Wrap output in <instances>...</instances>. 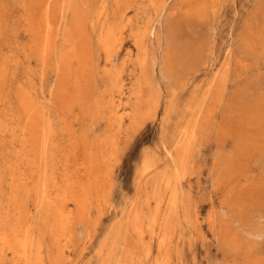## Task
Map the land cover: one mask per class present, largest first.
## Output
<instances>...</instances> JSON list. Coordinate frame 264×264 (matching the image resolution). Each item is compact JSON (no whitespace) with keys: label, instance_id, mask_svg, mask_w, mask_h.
<instances>
[{"label":"rangeland","instance_id":"374dc122","mask_svg":"<svg viewBox=\"0 0 264 264\" xmlns=\"http://www.w3.org/2000/svg\"><path fill=\"white\" fill-rule=\"evenodd\" d=\"M151 1L0 0V9L4 12L0 11V17L3 16L0 18V69L2 67L0 90L4 88L0 91L2 95H0L2 98L0 99V139L3 138L2 141L0 140V211L4 215L5 221H3L0 212V219H2L0 224L3 222V225L11 227L14 222L15 210L10 200L13 193V179L10 177V171L17 170L14 164H16L15 159L20 155L23 157L20 165L22 173L26 179L30 178L23 183L19 190L21 213L33 225L35 244L41 246L43 244L41 257L33 255L26 264H116V262L117 264L125 262L127 264H154L158 259L163 260L165 251L159 249L156 236L152 241V232L149 230L144 235L145 242L143 241V245L141 242L140 244L135 240L134 234L127 231L126 215L130 203L144 201V203L146 202L144 205L146 219L148 220L156 214L158 219L156 220L159 223L163 221V218L168 214L166 206L168 192L162 184L158 185L155 177L156 173L163 171L168 166L172 170H176L180 182L179 190H181L179 191L181 206L177 215L169 218L168 224L165 228L163 227L172 240L171 245L169 244V264H264V0H189V2L188 0H157L165 1L167 5L160 14V18L158 17L159 24L154 26L152 40L148 43L146 36L142 39V44L149 50H146L149 54L147 66L141 70L135 57L138 50L135 35L145 32L157 16V11L152 10L154 6ZM29 2H32L33 6H30ZM47 2L49 3L48 10H46ZM30 7H34L33 10L36 9V11ZM139 7L142 9L140 10ZM143 8H146V11ZM81 11H83L82 14ZM147 11L148 13H146ZM45 12H48L47 18L51 23H55L49 29ZM34 13H36L35 16H33ZM137 15L139 16L137 17ZM31 17L34 18L30 19ZM43 17L45 21L42 20ZM167 18L169 22L166 20ZM5 20L6 22H4ZM124 22L129 25H124ZM136 24H139L138 27ZM112 25L115 27L113 28ZM116 27L124 29L117 30ZM43 28L48 30L45 29V31ZM109 29L113 31V40L111 39L107 45H102L101 35ZM47 32H50L53 39L49 44L51 49L49 48L47 55L42 57L40 52L44 33ZM111 41L115 43H111ZM73 45L77 48L76 52H70ZM160 54L162 55L160 56ZM192 55L194 56L192 57ZM153 57H158L163 62L166 61L164 62L165 73H161L162 71L153 73L150 69ZM191 57L192 59H190ZM182 60L186 63H183ZM27 63L29 64L27 65ZM170 69L173 71L171 72ZM1 72L4 75L6 72V75L4 76ZM58 72L59 74H57ZM115 74L122 84L120 90L116 89L112 83L113 79L111 78ZM140 79H144L146 89L159 99V104L155 111L156 115L146 119L147 121L145 120L141 129L128 140L127 134L129 133L126 131L129 130V121L126 118L128 110H130L129 100L132 97L131 91L138 86L137 83L138 80L140 82ZM155 83L157 84L156 88H154ZM182 84L184 85L182 86ZM172 87L174 88L171 89ZM167 90L168 93H166ZM196 90L197 92H194ZM201 92L202 94H200ZM7 98H10L9 101ZM173 99L174 102H172ZM164 101L165 103H163ZM104 103H106L105 106H103ZM199 104H201L200 107ZM27 105L31 106L34 114L42 121L40 128L44 133L46 132L49 141L46 153L39 159L37 176L35 175L36 171L34 169L31 171L28 165V159L32 157L29 152L30 142L24 138L26 133V136L29 135L27 124L30 116L24 109V106ZM96 105L101 107H96ZM113 106H116L114 113ZM188 107L192 108L188 109ZM116 112L117 115H121L123 121L120 130L117 129L115 122L113 123ZM197 112H200V116ZM117 115L116 119L120 117ZM188 117L190 118L188 119ZM22 124L23 126H21ZM166 131L167 133H164ZM16 134L19 135L16 136ZM18 139L20 142L17 143ZM162 140L167 144L165 145ZM159 142L160 145H158ZM3 147L5 148L3 149ZM7 148L10 150L6 151ZM122 152L123 154H121ZM55 154L59 157L57 158ZM145 154L153 158L155 165L148 176L143 175L139 179L137 170ZM2 159L6 162L5 164ZM54 159L56 160L54 161ZM92 160L95 162L92 163ZM102 162L107 163L103 164ZM6 164L7 167H5ZM69 166L72 173L69 171ZM105 166L111 170L113 168V170L111 171L109 168L108 170ZM64 167L67 170L64 171ZM59 171H62L63 175H60ZM109 171L111 172L109 173ZM32 173L34 175H31ZM50 174L53 185L50 186L48 192L47 200L49 202L54 201L60 192L71 191L72 187L67 184L66 180L69 176L70 180L76 181L78 186L75 193L86 199L88 205L86 210L80 212L70 201L66 202V210L71 211L74 218L68 222L66 236L61 239H55L58 234L55 229V217H51V213H49L51 211L42 208L45 206L35 193L36 190L42 192V183ZM31 180H34V183L32 181L31 184H28ZM63 181L65 182L63 183ZM33 186L34 188H32ZM182 189H186V191ZM155 190L156 195H153ZM157 194L162 197L155 213ZM6 195L8 196L6 197ZM153 196L155 197L153 198ZM105 199L108 200L105 201ZM47 213H49L48 216ZM182 213L183 215H181ZM70 222L73 225H70ZM185 230H189V232ZM154 233H158V230L156 229ZM39 236L40 238H38ZM122 236L125 238L122 239ZM113 239H115V243L112 242ZM124 243L127 246H122L125 245ZM128 248H132L133 259H129L125 253ZM117 251L120 252L117 253ZM109 252L112 256H108ZM11 255L12 253L10 254L8 251L4 252L5 258L1 255L0 263L25 264L21 263L15 255ZM116 255L118 259L115 257ZM112 259H115L114 263ZM134 259L137 260L134 261ZM8 261L9 263H7Z\"/></svg>","mask_w":264,"mask_h":264},{"label":"bare ground","instance_id":"6f19581e","mask_svg":"<svg viewBox=\"0 0 264 264\" xmlns=\"http://www.w3.org/2000/svg\"><path fill=\"white\" fill-rule=\"evenodd\" d=\"M20 1V0H19ZM50 1V0H49ZM184 1V0H183ZM186 1V0H185ZM191 1V0H190ZM207 1V0H206ZM222 1V0H221ZM229 1V0H228ZM33 2V1H32ZM32 2H29V5L30 6H33V5H31L32 4ZM43 2V1H42ZM80 2V1H79ZM133 2H134V0H133ZM152 2V4H153V6H154V9H152L151 7V9L152 10H155V11H157V16H156V18L151 22V24L149 25V27L147 28V30H145V32H141V33H138V34H136L135 35V42L138 44V50H137V54L135 55V57H136V61H137V64H138V66L140 67V69L141 70H143L146 66H147V63H148V54H147V51H149L148 49H146L145 48V46L142 44V42H143V38L146 36V38H147V40H148V43L152 40V35H153V29H154V26H155V24H159V18H160V14L162 13V11L165 9V7H166V2L165 1H157V0H152L151 1ZM188 2H189V0H188ZM203 2H205V1H203ZM217 2V1H216ZM44 3V2H43ZM89 3V2H88ZM87 3V4H88ZM107 3V2H106ZM105 3V4H106ZM113 3H115V2H113ZM127 3V2H126ZM125 3V5H127ZM141 3V2H140ZM145 3H148V2H145ZM187 3V2H186ZM218 3V2H217ZM226 3H227V1H226ZM36 4H37V1H36ZM47 4V6H46V10H48L47 8H48V6H49V3L47 2L46 3ZM51 4V3H50ZM62 4V3H61ZM116 4V3H115ZM134 4V3H133ZM138 4V3H137ZM136 4V5H137ZM144 4V3H143ZM188 4V3H187ZM224 4V3H223ZM222 4V5H223ZM102 5H103V3H102ZM145 5V4H144ZM204 5H205V3H204ZM209 5V4H208ZM219 5V4H218ZM217 5V6H218ZM20 6V5H19ZM23 6V5H22ZM37 6V5H36ZM117 6V5H116ZM135 6V5H134ZM139 6H141V5H139ZM212 6V5H211ZM21 7V6H20ZM24 7V6H23ZM55 7H56V5H55ZM54 7V8H55ZM91 7V6H90ZM210 7V6H209ZM213 7V6H212ZM215 7V6H214ZM223 7V6H222ZM1 8V7H0ZM31 8V7H30ZM36 8V7H35ZM51 8V7H50ZM49 8V9H50ZM53 8V9H54ZM83 8V7H82ZM81 8V9H82ZM103 8H104V6H103ZM107 8V7H106ZM140 8V7H139ZM168 8V7H167ZM23 9V8H22ZM32 10L34 9V7H32L31 8ZM31 9H28V10H31ZM43 9V8H42ZM80 9V10H81ZM132 9H133V7H132ZM134 9H136V7H134ZM142 9V7L140 8V10ZM144 9V8H143ZM146 9V8H145ZM144 9V10H145ZM147 9H149V8H147ZM150 9V10H151ZM209 9V8H208ZM207 9V10H208ZM218 9H219V6H218ZM221 9V8H220ZM52 10V9H51ZM55 10V9H54ZM84 10V9H83ZM137 10V9H136ZM143 10V11H144ZM188 10H190V9H188ZM188 10H186V11H188ZM207 10H206V12H207ZM217 10V9H216ZM0 11H1V9H0ZM33 11H36V9L35 10H33ZM33 11H30V12H33ZM53 11V10H52ZM60 11V13H61V10H59ZM146 11V10H145ZM149 11V10H148ZM148 11L146 12V13H148ZM212 11V10H211ZM214 11H215V9H214ZM2 12V11H1ZM82 12L83 11H81V14H82ZM107 12V11H106ZM149 12H151V11H149ZM213 12V11H212ZM2 13H4V12H2ZM1 13V14H2ZM47 13L48 12H45V15H46V18H47ZM50 13V12H49ZM52 13V12H51ZM54 13V12H53ZM86 13V12H85ZM84 13V14H85ZM184 13V12H183ZM210 13V12H209ZM24 14V13H23ZM35 14L36 13H34V15L33 16H35ZM41 14V13H40ZM44 14V13H43ZM156 14V13H155ZM185 14V13H184ZM183 14V15H184ZM214 14V13H213ZM215 14H216V12H215ZM13 15V14H12ZM26 15V14H25ZM65 15V14H64ZM94 15V14H93ZM2 16V15H1ZM5 16V15H4ZM37 16V15H36ZM44 16V15H43ZM49 16V15H48ZM139 15H137V17H138ZM144 16V15H143ZM6 17V16H5ZM39 17V16H38ZM49 17H51V16H49ZM54 17V16H53ZM57 17V16H56ZM59 17V16H58ZM68 17V16H67ZM92 17V16H91ZM101 17V16H100ZM112 17V16H111ZM142 17V16H141ZM159 17V18H158ZM0 18H3V16L2 17H0ZM25 18H26V16H25ZM32 18H34V17H31L30 19H32ZM73 18V17H72ZM110 18V17H109ZM135 18V17H134ZM144 18V17H143ZM146 18V17H145ZM63 19V18H62ZM125 19H126V17H125ZM131 19V18H130ZM136 19V18H135ZM152 19H153V17H152ZM151 19V20H152ZM9 20V19H8ZM7 20V21H8ZM21 20V19H20ZM42 20H44V17H43V19ZM141 20V19H140ZM167 21H168V18L166 19ZM170 20V19H169ZM2 21H3V19H2ZM1 21V22H2ZM34 21V20H33ZM45 21V20H44ZM114 21H115V19H114ZM131 21H133L132 19H131ZM135 21H137V20H135ZM4 22H6V20L4 21ZM35 22V21H34ZM43 22V21H42ZM46 22H47V27H48V29L51 27V26H53V25H55V23L53 24V23H51V21L47 18L46 19ZM70 22V21H69ZM87 22V21H86ZM139 22V21H138ZM141 22V21H140ZM161 22V21H160ZM163 22V21H162ZM166 22V21H165ZM169 22V21H168ZM59 23V22H58ZM114 23V22H113ZM4 24V23H3ZM30 24H31V22H30ZM53 24V25H52ZM116 24V23H115ZM127 24V23H126ZM125 24V22H124V25H126ZM157 24V25H158ZM163 24V23H162ZM39 25V24H38ZM42 25V24H41ZM40 25V26H41ZM60 25V24H59ZM87 25V24H86ZM123 25V24H122ZM129 25V24H128ZM128 25H126V26H128ZM137 25V24H136ZM139 25V24H138ZM138 25H137V27H138ZM27 26H28V24H27ZM34 26H35V23H34ZM142 26V25H141ZM163 26V25H162ZM46 27V26H45ZM73 27V26H72ZM82 27V26H81ZM80 27V28H81ZM112 27H113V25H112ZM115 27V26H114ZM113 27V28H114ZM132 27H134V26H132ZM4 28V27H3ZM42 28V27H41ZM122 27H119V29H121ZM25 29V28H24ZM28 29V28H27ZM44 29V28H43ZM46 29V28H45ZM44 29V30H45ZM48 29H46V30H48ZM98 29V28H97ZM116 29H117V27H116ZM119 29H117V30H119ZM122 29H124V28H122ZM139 29V28H138ZM159 29V28H158ZM168 29V28H167ZM5 30V29H4ZM32 30V29H31ZM43 30V31H44ZM45 30V31H46ZM57 30H58V28H57ZM33 31V30H32ZM50 31V30H49ZM85 31V30H84ZM115 31V30H114ZM136 31V30H135ZM28 32V31H27ZM26 32V33H27ZM35 32H36V30H35ZM38 32V31H37ZM72 32V31H71ZM116 32V31H115ZM139 32V31H138ZM157 32H159V31H157ZM166 32H168V31H166ZM50 33V32H49ZM48 32L47 33H44V37H43V46H42V49H41V52H40V54L42 55V57H44L45 55H47V53H48V49L50 48L49 47V44H50V42H51V39H53V36L51 37V35L49 34ZM57 33V32H56ZM131 33V32H130ZM136 33V32H135ZM161 33V32H160ZM173 33V32H172ZM117 34H118V31H117ZM116 34V35H117ZM121 34V33H120ZM174 34V33H173ZM172 34V35H173ZM4 35V34H3ZM34 35V34H33ZM101 35V34H100ZM113 31H112V29H109V30H107L106 32H104L102 35H101V44L102 45H107L108 43H109V41L112 39L113 40ZM161 35V34H160ZM172 35H170V36H172ZM122 36V35H121ZM3 37V36H2ZM37 37V36H36ZM35 37V38H36ZM80 37V36H79ZM99 37V36H98ZM120 37V36H119ZM58 38V37H57ZM81 38V37H80ZM100 38V37H99ZM115 38V37H114ZM32 39V38H31ZM40 41H41V39H40ZM55 41V40H54ZM115 42H116V40H114ZM118 41H119V39H118ZM53 42V41H52ZM115 42H112L111 41V43H115ZM120 42V41H119ZM121 43V42H120ZM92 44V43H91ZM137 44H135L136 46H137ZM149 46H150V44H149ZM57 47V46H56ZM111 47H113V46H111ZM55 48V47H54ZM51 49V48H50ZM24 50V49H23ZM76 50H77V48H76V46L75 45H73V46H71V48H70V52H76ZM113 50V49H112ZM147 50V51H146ZM212 50V49H211ZM26 51V50H25ZM54 51V50H53ZM56 51V50H55ZM66 51V50H65ZM69 51V50H68ZM107 51V50H106ZM10 52H12V51H10ZM39 52V51H38ZM32 53V52H31ZM108 53V52H107ZM174 53V52H173ZM178 53V52H177ZM177 53H175V54H177ZM52 54V53H51ZM91 54V53H90ZM157 54V53H156ZM197 54V53H196ZM49 55H50V53H49ZM48 55V56H49ZM67 55V54H66ZM112 55V54H111ZM162 54H160V56H161ZM179 55V54H178ZM10 56V55H9ZM25 56H27V55H25ZM110 56V55H109ZM159 56V57H160ZM177 56V55H176ZM194 55H192V57H193ZM198 56V55H197ZM68 57V56H67ZM180 56H178V58H179ZM192 57L190 58V59H192ZM11 58H12V56H11ZM25 58V57H24ZM56 58V57H55ZM94 58V57H93ZM161 58V57H160ZM173 58V57H172ZM176 58V57H175ZM181 58V57H180ZM188 58V57H187ZM196 58V57H195ZM7 59V58H6ZM28 59H29V57H28ZM54 59V58H53ZM92 59V58H91ZM171 59V58H170ZM177 59V58H176ZM208 59V58H207ZM2 60V59H1ZM8 60V59H7ZM25 60V59H24ZM175 60V59H174ZM178 60V59H177ZM17 61H19L18 59H17ZM27 61V60H26ZM92 61H93V59H92ZM160 60L158 59V57L156 58V57H153V58H151V63H150V69L153 71V73L154 72H161V73H165L166 71H164V69H166V67H164V62H166V61H164L163 62V60H161L160 62H159ZM183 61V60H182ZM185 61H186V59H185ZM7 62V61H6ZM20 62V61H19ZM56 62H58L57 60H56ZM167 62H168V60H167ZM173 62V61H172ZM171 62V63H172ZM188 62V61H187ZM191 62V61H190ZM5 63V62H4ZM182 63V62H181ZM183 63H186V62H184L183 61ZM10 64V63H9ZM17 64H18V62H17ZM16 64V65H17ZM29 63H27V65H28ZM56 64V63H55ZM58 65L60 64V63H57ZM196 64V63H195ZM203 64V63H202ZM209 64V63H208ZM7 65V64H6ZM22 65V64H21ZM174 65V64H173ZM178 65H179V63H178ZM186 65V64H185ZM18 66V65H17ZM26 66V65H25ZM93 66V65H92ZM175 66V65H174ZM173 66V67H174ZM14 67H16V66H14ZM171 67V66H170ZM176 67H178L177 66V64H176ZM27 68H28V66H27ZM167 68H168V66H167ZM185 68V67H184ZM228 67L226 66V69H227ZM169 69V68H168ZM178 69V68H177ZM2 70V67H1V69H0V71ZM4 70H5V68H4ZM3 70V71H4ZM120 70V69H119ZM171 70V69H170ZM184 70V69H183ZM185 70H186V68H185ZM173 71V69L171 70V72ZM228 71V70H227ZM119 72V71H118ZM139 72V71H138ZM229 72V71H228ZM2 73V72H1ZM5 73V75H6V72H4ZM114 73V72H113ZM150 73V72H149ZM160 73V74H161ZM3 74V73H2ZM57 74H59V72L57 73ZM4 75V74H3ZM4 75V76H5ZM31 75H32V73H31ZM104 75V74H103ZM164 75V74H163ZM163 75H160V76H163ZM227 75V74H226ZM119 76V75H118ZM153 76H154V74H153ZM153 76H152V78H153ZM219 76V75H218ZM228 76V75H227ZM110 77H112V76H110ZM226 77V76H225ZM5 78V77H4ZM158 78V77H157ZM160 78H162V77H160ZM164 78V77H163ZM175 78V77H174ZM3 79V78H2ZM6 79V78H5ZM111 79H113L112 80V83H114V87H116V89H118V90H120L121 88H122V84H121V82H120V80H119V78L116 76V74L111 78ZM136 79V78H135ZM135 79H133V80H135ZM218 79V78H217ZM221 79V78H220ZM227 79V78H226ZM119 80V81H118ZM164 80V79H163ZM223 80V79H222ZM114 81V82H113ZM155 81V80H154ZM161 81V80H160ZM224 81H225V79H224ZM227 81V80H226ZM2 82V81H1ZM8 82V81H7ZM162 82V81H161ZM178 82V81H177ZM181 82V81H180ZM213 82V81H212ZM214 82H215V80H214ZM132 83V82H131ZM151 83V82H150ZM157 83V82H156ZM155 83V84H156ZM165 83V82H164ZM176 83V82H175ZM217 83H218V81H217ZM136 84V83H135ZM138 86L133 90V91H131V95H132V97L130 98V110H128L129 111V113L127 114V118L126 119H128V121H129V125H128V131H126V133L128 132L129 134H127V138H128V140L131 138V136L132 135H135V133H137L140 129H141V127H142V125L144 124V122H145V120L146 119H148L150 116H153V115H156L155 114V111H156V109H157V106H158V104H159V99L157 98V97H155V95L152 93V92H150L148 89H146V87H145V82H144V79L142 80V79H140V82H139V80H138ZM187 84V83H186ZM221 84V83H220ZM224 84V83H223ZM2 85V84H1ZM31 85H32V83H31ZM159 85V84H158ZM177 85V84H176ZM179 85V84H178ZM181 85V84H180ZM184 84H182V86H183ZM225 85V84H224ZM9 86V85H8ZM21 86V85H20ZM135 86V85H134ZM156 86H157V84L155 85V87L154 88H156ZM175 86V85H174ZM211 86V85H210ZM210 86H208V87H210ZM22 87V86H21ZM32 87V86H31ZM130 87H131V85H130ZM153 87V86H152ZM151 87V88H152ZM166 87V86H165ZM1 88V87H0ZM149 88V87H148ZM174 87H172L171 89H173ZM178 88V87H177ZM217 88V87H216ZM2 89H4V88H2ZM2 89L0 90V91H2ZM30 89V88H29ZM158 89V88H157ZM160 89V88H159ZM162 89V88H161ZM176 89V88H175ZM169 90V89H168ZM168 90L166 91V93H168ZM177 90V89H176ZM187 90V89H186ZM193 90V89H192ZM209 90V89H208ZM221 90V89H220ZM30 91H31V89H30ZM181 91V90H180ZM207 91V90H206ZM205 91V92H206ZM7 92V91H6ZM27 92V91H26ZM25 92V93H26ZM113 92V91H112ZM165 92V91H164ZM194 92H197V90L196 91H194ZM204 92V91H203ZM209 92V91H208ZM216 92V91H215ZM220 92V91H219ZM31 93V92H30ZM109 93V92H108ZM160 93V92H159ZM176 93V92H175ZM179 93V92H178ZM199 93V92H198ZM207 93V92H206ZM29 94V93H28ZM27 94V95H28ZM107 94V93H106ZM105 94V95H106ZM191 94V93H190ZM196 94V93H195ZM200 94H202V92L200 93ZM215 94V93H214ZM218 94V92L216 93V95ZM0 95H1V92H0ZM164 95V94H163ZM199 95V94H198ZM2 96V95H1ZM0 96V97H1ZM6 96H7V94H6ZM5 95H4V97H6ZM123 96V95H122ZM167 96V95H166ZM170 96V95H169ZM176 96V95H175ZM205 96V95H204ZM206 96H208L207 94H206ZM8 97H9V95H8ZM16 97V96H15ZM34 97V96H33ZM97 97V96H96ZM168 97V96H167ZM177 97V96H176ZM196 97V96H195ZM198 97V96H197ZM213 97V96H212ZM219 97V96H218ZM218 97H215L216 99L218 98ZM127 98V97H126ZM178 98V97H177ZM202 99H203V97H201ZM0 99H2V98H0ZM10 99V98H9ZM9 99L7 98V100L9 101ZM11 99H12V97H11ZM32 99V98H31ZM45 99V98H44ZM115 99V98H114ZM179 99V98H178ZM185 99V98H184ZM6 100V99H5ZM36 100V99H35ZM94 100H95V97H94ZM101 100V99H100ZM170 100V99H169ZM182 100V99H181ZM192 100V99H191ZM197 100V99H196ZM195 100V101H196ZM205 100V99H204ZM219 100V99H218ZM221 100V99H220ZM14 101V100H13ZM111 101V100H110ZM120 101V100H119ZM167 101V100H166ZM186 101V100H185ZM199 101H200V99H199ZM10 102H12V101H10ZM39 102V101H38ZM95 102H97V101H95ZM101 102V101H100ZM102 102H104V101H102ZM113 102V101H112ZM118 102V101H117ZM172 102H174V99H173V101ZM171 102V103H172ZM181 102V101H180ZM201 102H202V100H201ZM207 102V101H206ZM218 102V101H217ZM8 103V102H7ZM32 103H33V101H32ZM45 103H46V101H45ZM107 103V102H106ZM106 103H104V105L103 106H105V104ZM123 103V102H122ZM129 103V102H128ZM163 103H165V101L163 102ZM181 103H184V104H186L185 102H181ZM200 103V102H199ZM204 103V102H203ZM11 104V103H10ZM36 104H39V103H36ZM41 104V103H40ZM97 104H98V102H97ZM108 104V103H107ZM126 104H127V102H126ZM168 104V103H167ZM183 104V105H184ZM192 104H194V103H192ZM197 104V103H196ZM7 105V104H6ZM12 105V104H11ZM92 105V104H91ZM95 105V104H94ZM175 105V104H174ZM179 105V104H178ZM182 105V104H181ZM188 105V104H187ZM200 105L201 104H199L198 106L200 107ZM204 105V104H203ZM215 105V104H214ZM213 105V106H214ZM216 105H217V103H216ZM4 106V105H3ZM7 106H9V105H7ZM98 105H96V107H97ZM120 106V105H119ZM122 106V105H121ZM128 106V105H127ZM163 106V105H162ZM165 106H166V104H165ZM186 106V105H185ZM18 107V106H17ZM43 107H45V106H43ZM50 107V106H49ZM99 108L101 107V106H98ZM106 107H107V105H106ZM114 107V109H112V111H113V113H114V110H115V107L116 106H113ZM123 107H124V105H123ZM180 107V106H179ZM194 107V106H193ZM16 108V107H15ZM39 108V107H38ZM45 108H47V107H45ZM45 108H43V109H45ZM175 108V107H174ZM182 108V107H181ZM180 108V109H181ZM190 108H192V107H188V109H190ZM215 108V107H214ZM3 109H6V108H3ZM9 109V108H8ZM7 109V110H8ZM14 109V108H13ZM24 109H25V112L28 114V116H30V119H29V121H28V128H29V135L28 136H26L27 135V133H26V135H24V138H26L29 142H30V144H29V152H31V159H28V165L30 166V168H31V171L34 169L35 171L36 170H38V164H39V159H41L42 158V155H44L45 153H46V151H47V145H48V143H49V141H48V137H47V135L41 130V128H40V126H41V123H42V121L41 120H39V118H38V116L36 115V114H34V111H33V109L31 108V106H29V105H27V106H24ZM41 109V108H40ZM108 109H109V107H108ZM171 109H173V108H171ZM176 109H177V107H176ZM175 109V110H176ZM179 109V108H178ZM179 109V110H180ZM187 109V110H188ZM216 109V108H215ZM214 109V110H215ZM260 108L258 107V110H259ZM10 110V109H9ZM11 110H12V107H11ZM96 110H97V108H96ZM118 110V109H117ZM159 110V109H158ZM168 111H169V108L167 109ZM187 110H185V111H187ZM217 110V109H216ZM215 110V111H216ZM38 111V110H37ZM47 111V110H46ZM102 111V110H101ZM126 111V110H125ZM165 111H166V109H165ZM171 111V110H170ZM5 112V111H4ZM7 112V111H6ZM18 112H19V110H18ZM39 112V111H38ZM48 112V111H47ZM174 112V111H173ZM180 112V111H179ZM184 112V111H183ZM11 113V112H10ZM110 113V112H109ZM108 113V114H109ZM122 113V112H121ZM185 113V112H184ZM198 113V112H197ZM200 113V112H199ZM199 113H198V115H199ZM8 114H9V112H8ZM43 114V113H42ZM94 114V113H93ZM177 114H179V113H177ZM4 115V114H3ZM6 115V114H5ZM98 115V114H97ZM115 115V117H114V119H115V121H113V123L115 122V125L117 126V129H119L120 130V128H122V125H123V121H122V118H121V115H119L120 117H118V119H116V115H117V112L114 114ZM117 115V116H118ZM123 115V114H122ZM165 115V114H164ZM95 116V115H94ZM125 116H126V114H125ZM161 116V115H160ZM177 116V115H176ZM179 116V115H178ZM200 116V115H199ZM211 116H212V114L210 115V118H211ZM6 117V116H5ZM9 117V116H8ZM11 117H12V115H11ZM40 118H42L41 116H39ZM46 117V116H45ZM96 117V116H95ZM21 118V117H20ZM52 118V117H51ZM97 118V117H96ZM125 118V117H124ZM159 118V117H158ZM163 118V117H162ZM178 118V117H177ZM182 118H184L185 119V117H182ZM181 118V119H182ZM190 117H188V119H189ZM103 119V118H102ZM125 119V120H126ZM171 119V118H170ZM208 119H209V117H208ZM207 119V120H208ZM258 119V118H257ZM14 120V119H13ZM17 120V119H16ZM43 120V119H42ZM51 120V119H50ZM66 120V119H65ZM64 120V121H65ZM206 120V121H207ZM7 121V119L5 120V122ZM11 121V120H10ZM15 121V120H14ZM95 121V120H94ZM147 121V120H146ZM157 121V120H156ZM167 121V120H166ZM173 121V120H172ZM176 121V120H175ZM197 121H198V117H197ZM205 121V120H204ZM205 121V122H206ZM21 122V121H20ZM19 122V123H20ZM107 122H108V120H107ZM162 122H163V120H162ZM189 122V121H188ZM194 122V121H193ZM213 122H215L214 120H213ZM11 123V122H10ZM50 123V122H49ZM57 123V122H56ZM59 123V122H58ZM66 123V122H65ZM103 123H104V121H103ZM111 123V122H110ZM126 123V122H125ZM175 123V122H174ZM196 123V122H195ZM6 124V123H5ZM21 124V123H20ZM161 124V123H160ZM188 124V123H187ZM7 125H9V124H7ZM14 125V124H13ZM50 125V124H49ZM155 125H157V124H155ZM174 125V124H173ZM184 125V124H183ZM186 125V124H185ZM192 125V124H191ZM200 125V124H199ZM199 125H198V127H199ZM17 126H18V123H17ZM21 126H23V124L21 125ZM61 126V125H60ZM101 126H103V125H101ZM161 126H163V125H161ZM167 126V125H166ZM175 126H176V124H175ZM182 126V125H181ZM190 126V125H189ZM196 126H197V124H196ZM9 127V126H8ZM12 127H14V126H12ZM16 127V126H15ZM44 127V126H43ZM171 127H173L172 125H171ZM170 127V128H171ZM192 127V126H191ZM39 128H40V131H39ZM62 128V127H61ZM158 128V127H157ZM156 128V129H157ZM175 128H177V127H175ZM14 129V128H13ZM18 129V128H17ZM86 129V128H85ZM115 129V128H114ZM161 129V128H160ZM183 129H185V128H183ZM15 130V129H14ZM89 130V129H88ZM99 130H100V128H99ZM144 130V129H143ZM151 130V129H150ZM169 130V129H168ZM170 130H172V129H170ZM190 130V129H189ZM218 130V129H217ZM61 131V130H60ZM63 131V130H62ZM101 131V130H100ZM121 131H122V129H121ZM162 131H163V129H162ZM13 132V131H12ZM20 132V131H19ZM55 132V131H54ZM64 132V131H63ZM105 132V131H104ZM110 132V134H111V131H109ZM124 132V131H123ZM155 132V131H154ZM153 132V133H154ZM174 132V131H173ZM183 132V131H182ZM182 132H180V133H182ZM189 132V131H188ZM187 132V133H188ZM10 133V132H9ZM8 133V134H9ZM15 133H17L16 132V130H15ZM140 133V132H139ZM162 133V132H161ZM164 133H167V131L166 132H164ZM164 133H162V134H164ZM193 133V132H192ZM7 134V135H8ZM11 134V133H10ZM50 134V133H49ZM48 134V135H49ZM90 134H91V132H90ZM101 134V133H100ZM115 134V133H114ZM191 134V133H190ZM197 134V133H196ZM15 135V134H14ZM17 135H19V134H16V136ZM65 135H67V134H65ZM124 135H125V133H124ZM139 135V134H138ZM158 135V134H157ZM179 135V134H178ZM183 135V134H182ZM3 136V135H2ZM15 136V137H16ZM102 136V135H101ZM105 136V135H104ZM110 136V135H109ZM112 136V135H111ZM123 136V135H122ZM156 136V135H155ZM173 136V135H172ZM185 136V135H184ZM14 137V138H15ZM57 137H59V136H57ZM146 137V136H145ZM179 137V136H178ZM103 138V137H102ZM101 138V139H102ZM105 138V137H104ZM158 138V137H157ZM9 139V138H8ZM152 139V138H151ZM179 139V138H178ZM244 139V138H243ZM1 140V139H0ZM2 140H3V138H2ZM1 140V141H2ZM16 140V139H15ZM19 141H17V143L18 142H20V139H18ZM124 140V139H123ZM158 140H159V138H158ZM161 140V139H160ZM167 140V139H166ZM195 140V139H194ZM7 141V140H6ZM9 141V140H8ZM101 141H103V140H101ZM143 141V140H142ZM163 141V140H162ZM172 141V140H171ZM177 141V140H176ZM110 142V141H109ZM158 142V141H157ZM164 142V141H163ZM167 142V141H166ZM183 142V141H182ZM1 143V142H0ZM12 143V142H11ZM17 143H16V145H17ZM64 143V142H63ZM103 143V142H102ZM126 143V142H125ZM141 143V142H140ZM152 143V142H151ZM165 143V142H164ZM3 144V143H2ZM12 144H14V143H12ZM61 144V143H60ZM127 144V143H126ZM134 144V143H133ZM144 144V143H143ZM167 143H165V145H166ZM176 144V143H175ZM241 144V143H240ZM8 145H10V144H8ZM19 145H20V143H19ZM105 145V144H104ZM110 145V144H109ZM114 145V144H113ZM130 145V144H129ZM158 145H160V142H159V144ZM164 145V146H165ZM169 145H171V144H169ZM179 145V144H178ZM58 146L60 147V145L58 144ZM62 146V145H61ZM102 146V145H101ZM132 146V145H131ZM140 146H141V144H140ZM189 146V145H188ZM6 147V146H5ZM5 147H3V149L5 148ZM12 147V146H11ZM15 147V146H14ZM13 147V148H14ZM17 147V146H16ZM64 147V146H63ZM110 147V146H109ZM126 147V146H125ZM124 147V148H125ZM166 147V146H165ZM192 147V146H191ZM91 148V147H90ZM129 148V147H128ZM160 148V147H159ZM167 148V147H166ZM68 149V148H67ZM103 149V148H102ZM162 149V148H161ZM165 149V148H164ZM172 149V148H171ZM192 149V148H191ZM0 150H1V148H0ZM8 150H10V149H8L7 148V150L6 151H8ZM46 150V151H45ZM125 150V149H124ZM126 150H127V148H126ZM130 150H131V148H130ZM141 150V149H140ZM160 150V149H159ZM185 150V149H184ZM5 151V150H4ZM12 151V150H11ZM16 151V150H15ZM68 151V150H67ZM73 151V150H72ZM101 151H103V150H101ZM123 151V150H122ZM129 151V150H128ZM2 152V151H1ZM194 152V151H193ZM16 153V152H15ZM21 153V152H20ZM20 153H18V154H20ZM72 153V152H71ZM74 153V152H73ZM111 153V152H110ZM159 153V152H158ZM160 153H162V152H160ZM166 153H167V151H166ZM184 153V152H183ZM6 154V153H5ZM17 154V155H18ZM30 154V153H29ZM60 154V153H59ZM116 154V153H115ZM121 154H123V152L121 153ZM128 154V153H127ZM193 154V153H192ZM56 155V154H55ZM70 155V154H69ZM71 155H73V154H71ZM134 155V154H133ZM135 155H137V154H135ZM164 155V154H163ZM169 155V154H168ZM2 156V155H1ZM4 156V155H3ZM125 156V155H124ZM128 156V155H127ZM11 157H13V156H11ZM10 157V158H11ZM45 157H46V155H45ZM56 157L58 158L59 156H57L56 155ZM70 157V156H69ZM104 157H105V155H104ZM115 157V156H114ZM139 157V156H138ZM166 157V156H165ZM170 157V156H169ZM169 157H168V159H169ZM189 157V156H188ZM13 158H15V157H13ZM12 158V161H14V159ZM44 158V157H43ZM47 158V157H46ZM56 158V159H57ZM71 158V157H70ZM75 158V157H74ZM73 158V159H74ZM103 158V157H102ZM128 158H129V156H128ZM56 159H54V161L56 160ZM61 159V158H60ZM59 159V160H60ZM96 159V158H95ZM104 159V158H103ZM114 159V158H113ZM125 159H126V157H125ZM137 159V158H136ZM164 159V158H163ZM3 160V159H2ZM1 160V161H2ZM9 160V159H8ZM16 161V164H14L15 166H16V169L17 170H15L14 169V167H13V169H14V172H12V170L10 171L11 173H10V177L13 179V193H12V198H10V200H11V204H12V206H13V209L15 210V218H14V222H13V224H12V226L11 227H8V226H5V225H3L4 223L2 222V224H0V256L2 255L3 256V254H4V252H6V251H8V252H10V254L12 253V255L11 256H13V255H15L16 257H17V259L21 262V263H27V261L30 259V258H32L31 256H33V255H36L37 257H41V254H43L42 253V246H43V244H42V246L41 245H39V244H35V242L33 241V230H34V228H33V225L31 224V223H29L25 218H24V216L22 215V213H21V210H22V208H20V205H21V203H20V197H19V190L21 189V187L23 186V183L26 181V180H30V178L28 179H26V176H24V174L22 173V171L23 170H21V167H20V165H21V162H22V160H23V157L22 156H20V155H18L17 156V158L15 159ZM71 160H72V158H71ZM71 160H69V161H71ZM106 160V159H105ZM124 160V159H123ZM128 160V159H127ZM186 160V159H185ZM4 161V160H3ZM10 161V160H9ZM43 161H44V159H43ZM48 161V160H47ZM73 162H74V160H72ZM71 161V162H72ZM154 160H153V158L150 156V155H148V154H145L144 156H143V159H142V161H141V164H140V167H139V169L137 170V172H138V178L139 179H141V176H143V175H149V173L151 172V170H152V168H153V166L155 165V163L153 162ZM174 161V159L172 160V162ZM176 161V160H175ZM189 161V160H188ZM57 162H59L58 161V159H57ZM65 162V161H64ZM72 162V163H73ZM92 163H94L95 162V160H92L91 161ZM133 162H135V161H133ZM170 162V161H169ZM180 162H182V160L180 159ZM6 162L4 161V163L3 164H5ZM11 163V162H10ZM41 163V162H40ZM69 163V162H68ZM103 163V162H102ZM104 163H107V162H104ZM103 163V164H104ZM118 163V162H117ZM128 163V162H127ZM132 163V162H131ZM138 163V162H137ZM163 163V162H162ZM171 163V162H170ZM189 163V162H188ZM3 164H1V165H3ZM7 164H8V162H7ZM7 164H6V166L5 167H7ZM60 164H62V162H60ZM59 164V165H60ZM66 164V163H65ZM102 164V165H103ZM10 165V164H9ZM46 165V164H45ZM57 165V164H56ZM58 165V166H59ZM74 165H76V164H74ZM101 165V166H102ZM107 165V164H106ZM109 165V164H108ZM116 165V164H115ZM119 165V164H118ZM134 165V164H133ZM163 165V164H162ZM172 165H173V163H172ZM4 166V165H3ZM47 166H48V164H47ZM61 166V165H60ZM63 166V165H62ZM65 166V165H64ZM67 166V165H66ZM70 166H71V163H70ZM69 166V168H70V173H72L71 172V167ZM131 166V165H130ZM164 166V165H163ZM162 166V167H163ZM2 167V166H1ZM10 167V166H9ZM8 167V168H9ZM39 167H40V165H39ZM55 167V166H54ZM53 167V168H54ZM76 167V166H75ZM84 168H85V166H83ZM126 167H127V165H126ZM188 167V166H187ZM11 168H12V166H11ZM51 168V167H50ZM56 168H58V167H56ZM65 168V167H64ZM77 168V167H76ZM87 168V167H86ZM99 168H101V167H99ZM105 168H106V166H105ZM109 167L107 166V168L106 169H108ZM159 168H161V167H159ZM164 168V167H163ZM10 169V168H9ZM75 169V168H74ZM73 169V170H74ZM105 169V170H106ZM110 170H111V168H109ZM108 169V170H109ZM174 169V168H173ZM3 170H5V169H3ZM30 170V169H29ZM48 170V169H47ZM62 170V169H61ZM65 170H67L66 168L64 169V171ZM112 170H113V168H112ZM111 170V171H112ZM162 170V169H161ZM30 171V172H31ZM35 171H33V172H35ZM49 171H50V169H49ZM111 171H109V173L111 172ZM131 171V170H130ZM172 171H173V173H172ZM6 172H7V170H6ZM8 172H9V170H8ZM52 172V171H51ZM50 172V173H51ZM55 172H56V170H55ZM60 172V171H59ZM58 172V173H59ZM62 172V171H61ZM60 172V173H61ZM67 172V171H66ZM75 172V171H74ZM87 172V171H86ZM86 172H84V174L86 173ZM36 173H37V171L35 172V175H36ZM41 173V172H40ZM77 173V172H76ZM75 173V174H76ZM131 173V172H130ZM177 172H176V170L174 169V170H172L171 169V167L170 166H168L166 169H164L163 171H160V172H158V173H156V177H155V179L157 180V182H158V185H159V183L160 184H162L163 185V187L166 189V191L168 192V197H167V200H166V206H167V210H168V214L165 216V218H163V221L162 222H158L157 220V218H156V214H154V216H151V218H149L148 220L146 219L147 217H146V215H145V212H144V205H145V203H144V201L142 202H133V203H130L129 204V206H128V210H127V215H126V218H127V227H128V229H127V231H129V233H132V234H134V237L136 238L135 240H137L139 243L141 242L142 243V245H143V241H144V239H145V237H144V235H145V233H147L149 230L152 232V236H151V238H152V241H153V238H154V236H156V240H157V244H158V247H159V249H163L164 251H165V257H164V259L163 260H156L155 261V263L154 264H169V261H170V250H169V244L171 245V236L168 234V233H166V230L164 229L165 227H166V225L168 224V222H169V218H171L172 216H174V215H177V212H178V209L180 208V206H181V200H180V192L179 191H181V190H179V180H178V178H177V176H178V174H176ZM186 173V172H185ZM9 174V173H8ZM44 174V173H43ZM49 174V173H48ZM66 175L67 174H69V173H65ZM74 174V173H73ZM87 174V173H86ZM31 175H34L33 173L31 174ZM60 175H63V173H61ZM70 175V174H69ZM133 175H134V173H133ZM37 176V175H36ZM53 176V175H52ZM59 176V175H58ZM110 176V175H109ZM128 176V175H127ZM31 177H33V176H31ZM67 177V176H66ZM65 177V178H66ZM71 177V176H70ZM76 177V176H75ZM78 177V176H77ZM87 177V176H86ZM135 177V176H134ZM61 178H62V176H61ZM68 178V179H67ZM66 178V180H67V184H69L71 187H72V189H71V191H63L61 194L59 193L58 195H57V197H56V199L54 200V201H52V202H49L48 200H47V198H48V192H49V188H50V186L51 185H53L52 184V177H51V174L50 175H47L46 176V179H45V182H43L42 184H43V190H42V192L40 191H38V190H36V194L38 195V199L41 201V203H43V205L45 206V207H42V208H45L47 211H51V212H49V213H51V217L53 216V217H55V220H56V224H55V229H56V231L58 232V234H57V238H55V239H61V238H65V236H66V226H67V224H68V222L72 219V218H74V216H73V213L71 212V211H67L66 210V208H67V201H70L75 207H76V209H77V211H84V210H86L87 209V200L86 199H84V198H81V195H78V194H76L75 193V191L76 190H78V189H76L78 186L76 185V181H74V180H70V178H69V176ZM85 178V177H84ZM130 178V177H129ZM136 178V177H135ZM0 179H1V177H0ZM38 179V178H37ZM75 179H77V178H75ZM88 179V178H87ZM126 179V178H125ZM182 179V178H181ZM10 180V179H9ZM9 180H7L8 182H9ZM35 180V179H34ZM34 180H31V182L30 183H28V184H31L32 183V181H33V183H34ZM109 180H110V177H109ZM115 180V179H114ZM114 180H111V181H114ZM120 180V179H119ZM130 180V179H129ZM134 180V179H133ZM132 180V181H133ZM3 181V180H2ZM6 181V180H5ZM55 182V181H54ZM65 181H63V183H64ZM117 182V181H116ZM135 182V181H134ZM140 182H141V180H140ZM17 183V184H16ZM58 183V182H57ZM114 183V182H113ZM6 184H7V182H6ZM27 184V185H28ZM56 184V183H55ZM61 184H62V182H61ZM112 184V183H111ZM134 184V183H133ZM38 183H37V187H38ZM137 185V184H136ZM7 186V185H6ZM63 186V185H62ZM70 186H69V189H70ZM113 186V185H112ZM160 186V185H159ZM59 187V186H58ZM66 187V186H65ZM115 187V186H114ZM135 187V186H134ZM147 187V186H146ZM162 187V186H161ZM32 188H34V186L32 187ZM42 188V187H41ZM137 188V187H136ZM40 189V188H39ZM11 190V189H10ZM9 190V191H10ZM25 190V189H24ZM59 190V189H58ZM62 190V189H61ZM65 190V189H64ZM85 190V189H84ZM113 190V189H112ZM182 190H184V189H182ZM26 191V190H25ZM60 191V190H59ZM135 191V190H134ZM142 191V190H141ZM161 191V190H160ZM184 191H186V189L184 190ZM24 192V191H23ZM154 192V194L153 195H156V190L155 191H153ZM11 193V192H10ZM26 193V192H25ZM34 193V192H33ZM104 193V192H103ZM147 193V192H146ZM165 193V192H164ZM57 194V193H56ZM145 194V193H144ZM109 195V194H108ZM166 195V194H165ZM8 195H6V197H7ZM36 196V195H35ZM137 196V195H136ZM164 196V195H163ZM5 197V196H4ZM9 197H10V195H9ZM32 197V196H31ZM34 197V196H33ZM37 197V196H36ZM36 197H35V199H36ZM52 197V196H51ZM50 197V198H51ZM143 197V196H142ZM155 196H153V198H154ZM161 197L162 196H160L159 194H157V197H155V200H156V208H155V213L157 212V210H158V207H159V205H160V203H161ZM144 198V197H143ZM153 198H152V200H153ZM165 198V197H164ZM7 199V198H6ZM34 199V198H33ZM109 199V198H108ZM107 199V200H108ZM134 199V198H133ZM186 199V198H185ZM29 200V199H28ZM52 200V199H51ZM90 200V199H89ZM106 199H105V201H107ZM36 201V200H35ZM131 201H132V199H131ZM130 201V202H131ZM164 201V200H163ZM186 201V200H185ZM37 202V201H36ZM39 202V201H38ZM91 202V201H90ZM2 203V202H1ZM5 203H7V202H5ZM69 203V202H68ZM107 203V202H106ZM186 203V202H185ZM194 203V202H193ZM37 204V203H36ZM105 204V203H104ZM27 205H28V203H27ZM42 205V204H41ZM108 205V204H107ZM106 205V206H107ZM3 206V205H2ZM8 206V205H7ZM33 206H34V204H33ZM5 207H6V205H5ZM11 207V206H10ZM10 207H8V208H10ZM22 207V206H21ZM27 207V206H26ZM39 207V206H38ZM96 207V206H95ZM42 208H40V209H42ZM184 208H185V206H184ZM3 209V208H2ZM11 209V208H10ZM26 209V208H25ZM69 209V208H68ZM96 209H98V208H96ZM8 210V209H7ZM45 210V211H46ZM71 210V209H70ZM105 210V209H104ZM146 210V209H145ZM34 211H35V209H34ZM76 211V212H77ZM1 212V211H0ZM14 212V211H13ZM36 212V211H35ZM34 212V213H35ZM42 212V211H41ZM74 212V211H73ZM105 212V211H104ZM211 212V211H210ZM2 213V212H1ZM49 213H47L46 215L48 216L49 215ZM86 213V212H85ZM189 213V212H188ZM212 213V212H211ZM37 214V213H36ZM190 214H191V212H190ZM97 215V214H96ZM181 215H183V213L181 214ZM3 213H2V218H3ZM8 216V215H7ZM11 216L13 217V215L11 214ZM188 216H190V215H188ZM199 216V215H198ZM10 217V216H9ZM159 217V216H158ZM87 218V217H86ZM101 218V217H100ZM126 218H125V220H126ZM187 218V217H186ZM199 218V217H198ZM49 219V218H48ZM119 219V218H118ZM121 219V218H120ZM119 219V220H120ZM157 219V220H156ZM184 219V218H183ZM200 219V218H199ZM212 219V218H211ZM0 220H2V219H0ZM7 220V219H6ZM10 220H12V219H10ZM35 220V219H34ZM182 220V219H181ZM191 220H193V219H191ZM197 220V219H196ZM3 221H4V218H3ZM33 221V220H32ZM36 221H38V220H36ZM85 221H86V219H85ZM122 221V220H121ZM180 221V220H179ZM198 221V220H197ZM1 222V221H0ZM5 222V221H4ZM8 222H9V220H8ZM48 222V221H47ZM97 222H99L98 220H97ZM186 222V221H185ZM184 222V223H185ZM194 222V221H193ZM192 222V223H193ZM35 223V222H34ZM40 223V222H39ZM53 223V222H52ZM52 223H50V224H52ZM71 223V222H70ZM172 223V222H171ZM180 223V222H179ZM187 223V222H186ZM11 224V223H10ZM47 224V223H46ZM70 225H73L72 223L70 224ZM111 225V224H110ZM116 225V224H115ZM47 226V225H46ZM45 226V227H46ZM117 226V225H116ZM183 226V225H182ZM188 226V225H187ZM123 227H124V225H123ZM123 227H121V228H123ZM164 227V228H163ZM185 227V226H184ZM37 228V227H36ZM111 228V227H110ZM113 228V227H112ZM119 228V227H118ZM154 228H156L157 230H158V233H154L155 232V230L156 229H154ZM175 228V227H174ZM178 228H179V225H178ZM192 228H194V227H192ZM47 229V228H46ZM45 229V230H46ZM124 229V228H123ZM37 230V229H36ZM39 230H40V227H39ZM115 230V229H114ZM181 230H183V229H181ZM124 231V230H123ZM126 231V230H125ZM171 231V230H170ZM176 231V230H175ZM186 231V230H185ZM188 232H189V230H187ZM186 231V232H187ZM52 232V231H51ZM117 232H119V231H117ZM121 232V231H120ZM39 233V232H38ZM41 233V232H40ZM39 233V234H40ZM185 234V233H184ZM252 234V233H251ZM47 235H48V233H47ZM41 236V235H40ZM40 236L38 237V238H40ZM89 236V235H88ZM121 236V235H120ZM127 236V235H126ZM131 236V235H130ZM148 236V235H147ZM179 236V235H178ZM177 236V237H178ZM256 236V235H255ZM37 237V236H36ZM41 237H43L44 238V236H41ZM129 237V236H128ZM38 238H36L37 240H39ZM48 238V237H47ZM89 238V237H88ZM90 238H91V236H90ZM103 238H105V237H103ZM123 238H125V237H123L122 236V239ZM131 238V237H130ZM54 239V238H53ZM42 241H43V239H41ZM134 240V239H133ZM149 240V239H148ZM106 241V240H105ZM117 241V240H116ZM127 241H128V239H127ZM132 241V240H131ZM177 241V240H176ZM38 242V241H37ZM46 242H48V241H46ZM55 242V241H54ZM112 242H114L115 243V239H113V241ZM118 242V241H117ZM121 242V241H120ZM145 242V241H144ZM119 243V242H118ZM140 243V244H141ZM150 243V242H149ZM152 243V242H151ZM176 243V242H175ZM181 243V242H180ZM47 244V243H46ZM106 244V243H105ZM125 245H122V246H127V244L126 243H124ZM128 244H129V241H128ZM177 244V243H176ZM137 245V244H136ZM47 246V245H46ZM60 246V245H59ZM108 246V245H107ZM45 247V246H44ZM47 247H49V246H47ZM103 247H105V246H103ZM120 247V246H119ZM180 247V246H179ZM46 248V247H45ZM61 248V247H60ZM102 248V247H101ZM110 248V247H109ZM122 248V247H121ZM137 248V247H136ZM120 249V248H119ZM124 249V248H123ZM132 249V248H131ZM131 249H127L126 250V255H128V257H129V259H133L134 258V253H133V251L131 250ZM180 249V248H179ZM111 250H112V248H111ZM138 251V249H135V251ZM172 250V249H171ZM143 251V250H142ZM173 251V250H172ZM44 252V251H43ZM105 252V251H104ZM104 252H102V253H104ZM112 252V251H111ZM111 252H109L108 253V256H112L111 255ZM120 252V251H119ZM118 251H117V253H119ZM101 253V254H102ZM148 253V252H147ZM45 254V253H44ZM50 254V253H49ZM122 254V253H121ZM143 254V253H142ZM149 254V253H148ZM179 255H180V253H178ZM106 255V254H105ZM1 256V257H2ZM44 256V255H43ZM46 256V255H45ZM51 256V255H50ZM100 256V255H99ZM144 256V255H143ZM148 256V255H147ZM155 256H158V255H156L155 254ZM173 256V255H172ZM178 256V255H177ZM0 257V258H1ZM4 258H5V256H3ZM98 257V256H97ZM116 258L118 257L117 255L115 256ZM108 258V257H107ZM106 258V260H108ZM113 258V257H112ZM7 259V258H6ZM34 259V258H33ZM118 259V258H117ZM125 259V258H124ZM145 259H147L146 258V256H145ZM144 259V260H145ZM4 260V259H3ZM31 260V259H30ZM41 260H43V259H41ZM113 260V259H112ZM115 260V259H114ZM114 260L112 261L113 263H114ZM135 260H137V259H134V261ZM144 260H143V262H144ZM177 260V259H176ZM179 260V259H178ZM13 261V260H12ZM33 261V260H32ZM45 261H46V259H45ZM4 262V261H3ZM18 262V261H17ZM109 262V261H108ZM116 262V261H115ZM172 262V261H171ZM179 262V261H178ZM7 263H9V261L7 262ZM145 263V262H144ZM182 263V262H181ZM1 264V263H0ZM42 264V263H41ZM116 264H117V262H116ZM123 264H127L126 262L125 263H123Z\"/></svg>","mask_w":264,"mask_h":264}]
</instances>
